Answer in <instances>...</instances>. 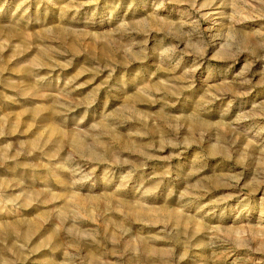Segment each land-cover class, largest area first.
I'll list each match as a JSON object with an SVG mask.
<instances>
[{
	"label": "rangeland",
	"instance_id": "obj_1",
	"mask_svg": "<svg viewBox=\"0 0 264 264\" xmlns=\"http://www.w3.org/2000/svg\"><path fill=\"white\" fill-rule=\"evenodd\" d=\"M0 264H264V0H0Z\"/></svg>",
	"mask_w": 264,
	"mask_h": 264
}]
</instances>
